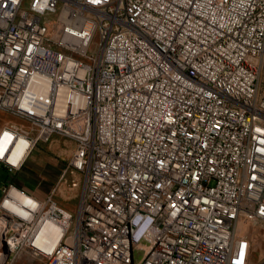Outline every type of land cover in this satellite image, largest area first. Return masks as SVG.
<instances>
[{
	"label": "built area",
	"instance_id": "obj_1",
	"mask_svg": "<svg viewBox=\"0 0 264 264\" xmlns=\"http://www.w3.org/2000/svg\"><path fill=\"white\" fill-rule=\"evenodd\" d=\"M0 110L31 150L72 139L60 180L84 175L75 211L4 185L37 210L0 209V264H228L264 222V0H0Z\"/></svg>",
	"mask_w": 264,
	"mask_h": 264
},
{
	"label": "rangeland",
	"instance_id": "obj_2",
	"mask_svg": "<svg viewBox=\"0 0 264 264\" xmlns=\"http://www.w3.org/2000/svg\"><path fill=\"white\" fill-rule=\"evenodd\" d=\"M11 124L14 126L20 128H23L25 130H28L29 136H36L37 130L35 128L30 129L31 127H34L33 124L25 118L15 116L9 111L0 110V131L3 128H8ZM57 138V139H55ZM54 140L55 143H60V155L55 156L57 159H59V168H60V175L57 178H50V181H44L42 180L43 184L46 182L48 185L45 189L47 190H53L56 187V199L61 204L62 207L66 209H71L72 207H76L79 201V198L81 196L82 190H83V179L84 175L82 174H76L77 178L80 180V185L77 187H72L70 180L72 178V175L67 173V182H65V178L60 180V177L64 171V169L67 166L68 160L70 159L73 150H74V141L70 139L69 137H66L64 135L54 133L50 137L48 141L41 140L38 144L36 143L35 146L32 148V153L37 156V154H46V158H52L54 157L52 152L46 150V145H49ZM71 142V145L69 148L67 146V142ZM53 142V143H54ZM68 149V150H67ZM31 153V155H32ZM30 155V156H31ZM44 169L39 167L41 172H43L44 176H47L48 170H51V167L48 166ZM43 169V171H42ZM31 180V178H29ZM34 183L38 182V178L34 179L32 178ZM54 180V183H51ZM51 186V187H50ZM60 186L64 187L65 195L62 193V191L59 189ZM50 191V192H51ZM75 195V196H74ZM72 197H76V199H72ZM62 199L64 201L61 202L59 199ZM75 203V205H74ZM0 209H4L3 207H0ZM76 209V208H75ZM5 210V209H4ZM7 211V210H5ZM75 211V210H74ZM230 264H264V222L257 221V222H246L243 224H239L236 226L234 235H233V243L230 251ZM10 264H40V261L37 257H35L31 252L27 250H21V252L18 253L17 256H15Z\"/></svg>",
	"mask_w": 264,
	"mask_h": 264
},
{
	"label": "bare ground",
	"instance_id": "obj_3",
	"mask_svg": "<svg viewBox=\"0 0 264 264\" xmlns=\"http://www.w3.org/2000/svg\"><path fill=\"white\" fill-rule=\"evenodd\" d=\"M70 145L68 146V148ZM31 153V143L25 137L14 130L3 128L0 131V157L18 166ZM2 206L13 214L23 215L31 219L36 213V204L29 195L14 187L4 198ZM3 221V212H0V235H8L10 224H14V216H7V222ZM61 232L53 224H46L39 229L34 239L36 246L42 247L49 242L59 241ZM70 264V258H62V263ZM230 264V259L228 261Z\"/></svg>",
	"mask_w": 264,
	"mask_h": 264
},
{
	"label": "crops",
	"instance_id": "obj_4",
	"mask_svg": "<svg viewBox=\"0 0 264 264\" xmlns=\"http://www.w3.org/2000/svg\"><path fill=\"white\" fill-rule=\"evenodd\" d=\"M55 139H57V138H55ZM52 141L54 142V140H52ZM53 142L50 143L49 145H46V150L52 152L53 156L54 155L59 156L60 155L59 152L61 150L60 143H55V142L53 143ZM66 144L68 146L69 144H71V142L69 143V141H68ZM32 151H31V153H32ZM31 153H30V155H31ZM46 154L42 153V154H37V156H36L35 153L34 154L32 153L31 156L28 155L24 159L23 163L20 165L19 168L13 169V170L9 169L4 164H0V200L3 196L4 185L9 184V183H11V184L13 183V184L17 185L18 187H20L24 191H26L32 195H35L38 198L46 197L50 193L51 190L45 189V185L47 184L46 182L44 183L43 186H41V184H43L42 180L50 181V178L55 179L60 175V171H61L59 168V164H58L59 159H57L55 156L47 159ZM47 164H49L48 166L51 167V170H48L47 176H44L43 172H41L39 167L44 169L45 167H47ZM43 169H42V171H43ZM29 178H31V180ZM32 178H34V179L38 178V182L34 183L35 181H33ZM51 183H54V180ZM47 186L48 185H46V187ZM59 189L65 195L64 187L60 186ZM58 199H59V201L61 200V202L64 201L60 198H58ZM72 199L75 200L76 197H72ZM74 205H75V203H74ZM75 208L76 207L74 206L69 210L74 211Z\"/></svg>",
	"mask_w": 264,
	"mask_h": 264
},
{
	"label": "water",
	"instance_id": "obj_5",
	"mask_svg": "<svg viewBox=\"0 0 264 264\" xmlns=\"http://www.w3.org/2000/svg\"><path fill=\"white\" fill-rule=\"evenodd\" d=\"M3 249H4V252H5L6 254L9 253V250H8V248H7V246H6L5 243H3Z\"/></svg>",
	"mask_w": 264,
	"mask_h": 264
}]
</instances>
